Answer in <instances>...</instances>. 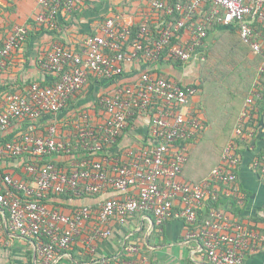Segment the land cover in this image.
I'll return each mask as SVG.
<instances>
[{
  "label": "built area",
  "instance_id": "obj_1",
  "mask_svg": "<svg viewBox=\"0 0 264 264\" xmlns=\"http://www.w3.org/2000/svg\"><path fill=\"white\" fill-rule=\"evenodd\" d=\"M36 1L47 10L51 19L58 13L61 4V0ZM176 1L178 3L173 8L162 0H151L154 11L163 10L171 15L176 10L181 15L176 23L169 22L161 28L155 40L149 39L150 33L143 24L130 43L129 29L108 18L100 35L86 38L81 55L54 46L42 67L56 75L62 73L60 81L49 87L33 84L24 96L9 94L0 109V132L7 129L12 119L36 121L44 114H57L82 89L88 74L113 79L122 74L124 64L138 58L149 64L156 63L165 49L173 60L187 62L195 49L201 46L207 37L206 30L214 22L236 28L241 41L250 47L252 53L263 56L260 73L264 70V35L252 27L255 21L264 24V0H188L187 4ZM76 2L67 0L63 7L70 12ZM205 5L210 6L207 14L200 16L195 23L191 21ZM37 20L42 22L44 18L39 16ZM182 29L188 33V39L170 46L171 38ZM26 34V29L18 26L7 37L0 48V72L3 60L25 40ZM127 43L129 48L125 49ZM66 66L68 71H64ZM195 93L191 86H180L144 72L132 85L99 99L107 114L101 124L93 126L86 115L80 118L74 127L78 139L75 146L69 141L56 140L54 127L48 129L47 136L30 132L17 141L0 143V158L28 155L31 159L49 160L47 158L61 152L69 154L79 146L86 153L95 154L101 152L102 146L116 142L135 110L147 111L160 103L158 114L150 120V131L156 144L131 153L126 163L107 169L102 161L88 157L78 161L68 172L57 169L52 163L28 164L24 171L29 182L15 179L0 170V232L6 226L22 238L35 240V251L43 263L57 264L73 240L80 236L86 222L92 218V212L89 207L83 206L71 214H64L49 208L41 200L49 195L64 193L97 195L110 188L116 195L99 203L92 226V240L110 235L108 223L111 219L125 223L138 212L152 213L155 223L161 225L172 217L178 201L180 209L176 216L189 230H194L193 237L198 240L197 251L210 264H244L248 252L264 247V234L229 220L220 210L211 209L207 218L199 220L200 211L219 199V192L211 186L234 184L237 180L234 170L238 158L233 155L232 144L226 145L219 164L202 182L188 184L180 180L186 159L184 148L172 146L198 128V122L182 112ZM252 97L259 96L253 93ZM252 103V98L247 99L242 120L249 116L247 109ZM254 168L264 177V155L254 161ZM130 190L135 192L130 193ZM237 205H243L242 195L237 197Z\"/></svg>",
  "mask_w": 264,
  "mask_h": 264
},
{
  "label": "crops",
  "instance_id": "obj_2",
  "mask_svg": "<svg viewBox=\"0 0 264 264\" xmlns=\"http://www.w3.org/2000/svg\"><path fill=\"white\" fill-rule=\"evenodd\" d=\"M66 1L61 0L58 13L51 19L47 10L36 0H0V47L15 27H23L27 31L25 40L3 60L0 72V109L9 94L26 95L32 83L50 85L57 75L43 69L42 63L53 47L60 45L75 54L80 53L87 37L102 33V22L105 18H113L128 29L149 22L157 30L163 23L158 12L151 8V0H76V7L70 12L63 7ZM39 16H42L44 21H38ZM219 25L215 26L213 23L208 28L209 37L195 49L187 62L181 63L177 68L165 61L149 64L138 58L124 64L122 74L113 79L88 74L82 89L57 114H44L36 121L12 119L7 129L0 132V143L17 141L30 132L43 135L50 127H54L59 141H69L75 146L77 137L74 127L82 116H88L93 126L101 124L107 118L105 110L97 106L100 98L132 85L144 72H149L153 77L160 72V75L177 85H189L195 90V87L198 88L182 109L187 118L198 122V128L191 130L192 134L186 136V159L180 180L188 184L202 182L219 164L224 147L237 138L239 143L236 146V172L239 186L236 184V188L243 196V205L239 207L242 211L237 212V218L234 216L229 204L231 193L228 190L219 191L218 184H213L211 188L223 196L218 207H213L222 211L229 220L264 234V177L254 168L257 153L264 148V114H258L256 106L257 101L262 98L261 92L258 91L260 68L256 69V57H253V53H249L247 59H239V65L234 55L227 54L231 44L227 43L225 32L235 28ZM181 35L180 41L188 39L186 31ZM216 37L218 41L215 40ZM128 48L129 43L125 45V49ZM200 80L207 84V93L204 95L202 82L199 85ZM209 86L213 90L209 89ZM253 93H257L259 97H252ZM249 98H252L253 102L247 109L249 116L242 120L241 114L246 110ZM148 119V116H136L122 130L120 141H116L114 147L105 145L106 151L99 152L93 159L102 161L106 168L110 169L113 165L128 162L131 153L154 146L156 139L151 135ZM211 129L214 132H210ZM219 140L222 144L217 150L220 151L218 155L215 152L212 158H197L196 161L195 157L194 166L190 167L189 172H185L191 156L201 154V150L198 151L201 141H211L213 144L212 141ZM83 157L77 147L69 154L47 159H53L68 172ZM23 162L24 156L0 158V170L15 179L29 182ZM205 162L209 163L208 168L204 174H198V171L206 166ZM134 192L130 190V193ZM115 195L114 191L106 188L97 195L74 196L64 193L49 195L45 199L49 208L64 214H71L83 206L89 207L92 212V218L86 222L80 236L75 238L60 260L61 264H210L205 256L197 251L198 240L193 237L194 230H189L176 216L180 209L178 201L175 203L172 217L161 225L155 223L152 213L138 212L130 216L125 223L111 219L108 223L110 235L107 238L92 240V226L99 203ZM202 212H205V208ZM157 226L160 228L158 234L154 230ZM0 264L44 263L35 251L33 240L22 238L5 226L0 232ZM244 264H264V247L248 252Z\"/></svg>",
  "mask_w": 264,
  "mask_h": 264
},
{
  "label": "trees",
  "instance_id": "obj_3",
  "mask_svg": "<svg viewBox=\"0 0 264 264\" xmlns=\"http://www.w3.org/2000/svg\"><path fill=\"white\" fill-rule=\"evenodd\" d=\"M162 1H164L168 6H171V7H173L174 8V6L178 3V1H176V0H162ZM181 3H183V4H187L188 3V0H181ZM75 7H76V3H75V6H74V9H75ZM74 9H72L71 11H73ZM209 9H210V6L209 5H205V6H203V7H201L199 10H200V12L199 13H197V14H195L194 16H193V18H192V20L191 21H193L194 23H195V21L199 18V16H204L205 14H207V12L209 11ZM158 12V14L162 17L161 18V20L163 21V23L161 24V26L160 27H158V29L156 30L155 28H154V26H152L151 24H149V22L146 24V28H147V30L149 31V33H150V36H149V39L150 40H155V39H157L158 38V36H159V34H160V31H161V28H164L169 22H173V23H176V21L178 20V19H180L181 18V15H180V13H178L176 10H174V12L171 14V15H167L166 14V12L165 11H157ZM107 20V18H105L104 19V21L102 22L103 23V25H104V23H105V21ZM214 24H215V26H220L218 23H216V22H214ZM143 24H140L139 26H135V27H130V29H129V31H130V36H129V40H128V42H132L134 39H135V37H136V35L138 34V32H139V29L141 28V26H142ZM188 25H190V22L188 23ZM222 26V25H221ZM252 27L256 30V32L257 33H260L261 35H264V24H262V23H260V22H257V21H255V22H253V24H252ZM184 32V30L182 29V30H180L179 32H177L172 38H171V40H170V46L171 45H174V44H179L180 43V40H179V38L182 36L181 34ZM206 32H207V37L202 41V44H203V42H205V40L209 37V29H207L206 30ZM224 34V33H223ZM222 34V35H223ZM27 35V34H26ZM225 35H227V43L228 44H231V46H229V49L226 51L227 52V54L228 55H234L235 56V60L237 61V64L239 65V59H247V55L249 54V53H251L252 54V51H251V49H250V47L248 46V45H246V44H244L242 41H241V39H240V37H239V34H238V31H237V29L235 28L234 30H231V29H228L226 32H225ZM224 35V36H225ZM9 36V35H8ZM93 36H96V35H92V36H89V37H93ZM153 36H155V37H153ZM26 38V37H25ZM88 38V37H87ZM86 40V39H85ZM215 40H217L218 41V38L216 37L215 38ZM85 42V41H84ZM146 43V42H145ZM4 44V43H3ZM3 44H2V46H3ZM1 46V47H2ZM58 46H60V45H58ZM0 47V48H1ZM62 47V46H61ZM63 49H65V50H67V51H69V52H72V53H74L73 51H71V50H69V49H66V48H64V47H62ZM85 47H84V43H83V45H82V48H81V52L80 53H77L78 55H81V53H82V50L84 49ZM263 51H264V48H263ZM75 54V53H74ZM253 57H256L255 58V66H256V69L258 70L259 68H260V66L262 65V63H263V56L262 55H254L253 54ZM163 61H165L166 63H170V64H172L175 68H177L178 66H180L181 65V62H179V61H175V60H173L171 57H169L168 56V54H167V49H165L162 53H161V55L159 56V58H158V60L156 61V63L155 64H157V63H161V62H163ZM69 69H68V67L66 66L65 68H64V71H68ZM64 73V72H63ZM147 74H149V75H151L149 72H147ZM157 74V76L156 77H159V78H164V79H166L167 81H170L167 77L165 78L164 76H162V75H160V72H159V74H158V72L156 73ZM61 75H62V73L61 74H58L57 76H55V79H54V81L50 84V85H47V86H43V85H40V84H38L39 86H41V87H49V86H54L55 84H57L59 81H60V78H61ZM259 83H260V87H259V90L258 91H260L261 92V96H262V98L259 100V101H257V104H256V106L258 107V114H264V70L260 73V78H259ZM33 84H35V83H32V84H30V86H32ZM199 85H201V80H200V84ZM199 85H197L198 87H199ZM30 86H29V88H30ZM189 86V85H188ZM192 87V86H191ZM195 87V86H194ZM196 88V91H197V87H195ZM26 94V93H25ZM24 96V95H23ZM99 101V100H98ZM68 103V102H67ZM97 106H99V107H101L100 106V104H99V102H98V104H97ZM159 109H160V103H156L155 105H153V106H151V107H149V109H147V111H143V112H140V111H137V110H135L134 112H133V115L130 117V119L128 120V123L131 121V120H133L136 116H138V115H143V116H148L149 117V121L151 120V119H153V117L154 116H156L157 114H158V112H159ZM133 118V119H132ZM122 133H123V131H121L120 132V134L118 135V137H117V139H116V141L117 142H119L120 141V138H121V135H122ZM34 135H37V134H35V133H33ZM47 134H48V131H45L44 132V134L43 135H40V136H47ZM38 136V135H37ZM55 139L56 140H59L58 139V134H57V132L55 133ZM77 136V135H76ZM96 136V135H95ZM76 140H78L77 138H76ZM188 141V139L186 138V137H184V138H182V139H179V140H177V142H175L174 144H173V146L172 147H174V148H176V149H182V148H184V151H183V153L184 154H186V148H185V144H186V142ZM6 142V141H5ZM3 143V142H2ZM92 143V142H91ZM239 143V141H238V139L236 138V139H234L230 144H232V146H233V155L235 156V157H238L237 155H238V152H237V150H236V146H237V144ZM115 145H117V144H115ZM112 147H114V145H112ZM106 146H102V150L101 151H106ZM225 148V147H224ZM81 150H82V152H81ZM224 150V149H223ZM223 150H222V152H223ZM78 151H80V153L81 154H83V159L82 160H84V159H86V158H95V157H97V155L99 154V153H86V151L85 150H83L82 148H81V146H79L78 147ZM87 154H90V156H87ZM222 154V153H221ZM58 155H65V153H63V152H61V153H59ZM264 155V148L263 149H261V151L260 152H258L257 153V156H256V159H261V157ZM24 156V162H23V165L24 166H26V165H28V164H46V163H52L53 165H55L56 166V168L57 169H59V170H61V171H64L63 170V168L62 167H60L58 164L59 163H56L53 159H49V160H43V159H31V157L30 156H28V155H23ZM56 156V155H55ZM220 157H221V155H220ZM220 161V160H219ZM62 165V164H61ZM237 169V168H236ZM236 169L234 170V172L237 174V172H236ZM67 172V171H66ZM236 184H237V186H239L238 185V182H237V180H236V182L234 183V184H218L219 185V187H220V189H219V191H224V190H228L230 193H231V195H230V199H229V204L232 206V213L234 214V216L237 218L238 217V211L240 212V211H242V209L241 208H239L240 206L239 205H237V197L240 195V193L237 191V188H236ZM218 195H219V199H218V201L216 202V203H214L213 205H210V206H208V207H206L205 208V212H202V211H200V213H199V220L200 221H202L203 219H205V218H207L208 217V213L211 211V209L213 210H216L214 207H218V205H219V203L221 202V200H222V198H221V196H223V194L222 193H218ZM46 201L47 200H41V202H43L45 205H46ZM214 206V207H213ZM242 208H244V206L242 207ZM222 212V211H221ZM201 214H204V215H201ZM206 214V215H205ZM224 214V213H223ZM233 222H234V220H233ZM236 222V221H235ZM236 223H238V222H236ZM159 227L157 226V227H155V233H159ZM79 237V236H78ZM75 240V239H74ZM73 240V241H74ZM34 242H35V240H33ZM57 264H61L60 263V261L57 263Z\"/></svg>",
  "mask_w": 264,
  "mask_h": 264
},
{
  "label": "rangeland",
  "instance_id": "obj_4",
  "mask_svg": "<svg viewBox=\"0 0 264 264\" xmlns=\"http://www.w3.org/2000/svg\"><path fill=\"white\" fill-rule=\"evenodd\" d=\"M202 82V89L204 90V94L207 93V90H206V87H207V84H204L203 80H201ZM209 89L213 90L212 87H208ZM213 102H216L215 100H213ZM217 105V104H216ZM210 132H214V130L211 129ZM213 144L211 143V141H201V144L199 146V150H201V154H198V155H192L191 156V160L189 159V162L187 163V167H185V172H189L190 171V167L194 164H195V161L197 160V158H201V159H208L209 157H213L214 153L217 152V150H219L221 147V144H222V141L219 140V141H212ZM197 151V152H198ZM220 151H218L216 154L218 155ZM196 157V159H195ZM195 159V161H194ZM206 166L202 167L199 171H198V174H204L205 170L208 168L207 165L209 164L208 162H205ZM192 166V167H193ZM199 176V175H198Z\"/></svg>",
  "mask_w": 264,
  "mask_h": 264
}]
</instances>
